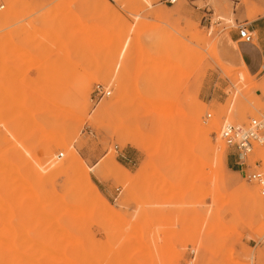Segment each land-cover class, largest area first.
I'll return each mask as SVG.
<instances>
[{"label": "rangeland", "instance_id": "374dc122", "mask_svg": "<svg viewBox=\"0 0 264 264\" xmlns=\"http://www.w3.org/2000/svg\"><path fill=\"white\" fill-rule=\"evenodd\" d=\"M262 15L264 0H0V264H264V195L219 134L264 116V85L219 46ZM248 160L264 175V145Z\"/></svg>", "mask_w": 264, "mask_h": 264}, {"label": "crops", "instance_id": "0c3cea01", "mask_svg": "<svg viewBox=\"0 0 264 264\" xmlns=\"http://www.w3.org/2000/svg\"><path fill=\"white\" fill-rule=\"evenodd\" d=\"M162 1L167 3V0ZM236 23L237 28L232 33H226L221 37L219 42L220 49L224 52V57L229 64L245 69L258 83L264 85V15L252 21L238 18L236 19ZM239 26H245L253 36L255 35L252 42H244L241 40ZM256 94L263 96L264 102V93L262 90H257ZM117 162L125 166L122 161ZM227 163L231 169L237 170L240 173L243 172L236 165L234 157L228 158ZM94 177L97 181V188L104 196L112 198L121 190L120 188H114L109 180H105L99 176Z\"/></svg>", "mask_w": 264, "mask_h": 264}, {"label": "built area", "instance_id": "2783aa9c", "mask_svg": "<svg viewBox=\"0 0 264 264\" xmlns=\"http://www.w3.org/2000/svg\"><path fill=\"white\" fill-rule=\"evenodd\" d=\"M176 0H167L174 3ZM239 36L244 42H252L253 34L245 27L239 26ZM111 95V91L103 84H97L94 89L95 100H100ZM210 117V115H208ZM219 134L224 142L233 150L236 165L243 170L248 180L256 181L261 187L264 195V175L257 169H253L248 163L249 155L256 145H264V116L249 118L245 123L224 122ZM60 156H63L61 153ZM256 166H258L256 164Z\"/></svg>", "mask_w": 264, "mask_h": 264}, {"label": "bare ground", "instance_id": "6f19581e", "mask_svg": "<svg viewBox=\"0 0 264 264\" xmlns=\"http://www.w3.org/2000/svg\"><path fill=\"white\" fill-rule=\"evenodd\" d=\"M11 14V11H9V13L7 14V15H10ZM213 49V48H212ZM170 74V73H169ZM170 76H171V74H170ZM123 78H124V76H123ZM123 78H122V80H123ZM125 79V78H124ZM166 80V79H165ZM117 81H118V79H117ZM118 90H120L121 91V94L123 93V91H124V88H123V84L121 83V81H119L118 82ZM119 91V92H120ZM124 96V95H123ZM160 102H161V100H160ZM160 102L158 103L157 102V104H156V102H153V105H154V108H158L159 107V105H160ZM162 104V103H161ZM158 106V107H156V106ZM114 106V105H113ZM113 106H110V105H104L103 106V108H102V110H103V112H105V111H107L109 108L111 109V107H113ZM161 107V106H160ZM102 114V113H101ZM196 115L194 114V117H195ZM197 119V118H196ZM198 120V119H197ZM200 128H203L202 126H200ZM204 129V128H203ZM209 129V128H208ZM210 130H212L211 128H210ZM49 133H51V132H49ZM206 138H209L208 137V134H209V131L208 130H206ZM53 137V136H52ZM221 139H218L217 141H220ZM217 143H219V142H217ZM216 144V143H215ZM214 144V145H215ZM226 144V143H225ZM217 145V144H216ZM227 145V144H226ZM228 146V145H227ZM229 147V146H228ZM213 149H215L214 151H216L218 148L217 147H212ZM233 154V153H232ZM233 156V155H232ZM234 157V156H233ZM77 166H78V164H77Z\"/></svg>", "mask_w": 264, "mask_h": 264}]
</instances>
